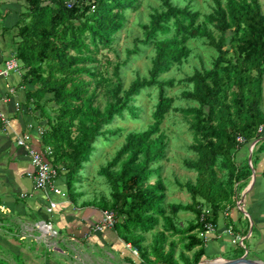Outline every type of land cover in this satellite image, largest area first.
Listing matches in <instances>:
<instances>
[{"label": "trees", "instance_id": "1", "mask_svg": "<svg viewBox=\"0 0 264 264\" xmlns=\"http://www.w3.org/2000/svg\"><path fill=\"white\" fill-rule=\"evenodd\" d=\"M21 1L13 36L20 84L31 86L25 100L44 119L39 138L50 149L44 157L58 169L64 191L75 202L80 194H74V184L96 138L114 135L109 124L123 113L137 119L135 100L156 89L151 123L144 130L126 132L111 159L96 172L109 187L108 198L89 204L113 212L111 230L121 248L128 243L138 252L137 258L129 252L130 264H145L148 257L151 264H176L172 247L163 252V234L142 247L143 234L155 228L158 218L172 228L166 213L193 214L177 233L184 236L185 250H194L192 260L184 262L197 264L204 255L198 236L203 223L214 228L221 213L235 206L252 172L264 186V15L258 0H211L210 11L203 14L187 4L157 0L147 21L138 25L140 37L125 50V59L113 65L110 89L104 88L108 79L99 72L97 54L112 50L126 13L135 11L139 0ZM189 39L204 40L214 57L208 68L178 80L184 86L178 99L189 105L173 107V99L165 95L173 80L160 76L186 60ZM146 48L151 51L146 76L136 75L123 88L120 70ZM100 88L106 97L102 107L95 104ZM170 111L186 120L191 137L185 149L193 158L181 165L194 179L176 182L189 195L188 204L164 205L158 164L165 159L166 140L159 126ZM252 141L248 162L242 150Z\"/></svg>", "mask_w": 264, "mask_h": 264}, {"label": "crops", "instance_id": "2", "mask_svg": "<svg viewBox=\"0 0 264 264\" xmlns=\"http://www.w3.org/2000/svg\"><path fill=\"white\" fill-rule=\"evenodd\" d=\"M21 9V0H0V72L6 61L14 60L17 65L16 70L9 71L17 74L14 84L5 79L9 72L5 76L0 75V113L9 122L6 131L0 130V226H5L14 237L4 242L3 249L17 264H130L126 260L131 257L125 248L128 243H122L124 249L121 248L114 231L90 232V226L100 219L101 210L84 202H73L59 177L55 185L62 195L53 194L48 189H36L26 175L32 168L27 155L15 141L21 135H27L30 147L42 151L44 146L37 129L44 122L39 120L31 102L25 100L24 93L31 86L20 84V65L14 55V24ZM240 200L221 213L212 232L205 233L204 240L201 238L207 254L222 258L218 254L225 252L232 255L222 259H235L240 257V254L236 255L237 245L241 249L245 247L243 253L246 254L247 247L264 252V186L261 179L254 178L243 200ZM49 201L56 205L47 214L45 208ZM238 210L245 214L246 221L239 217ZM23 223H37L36 228L45 223L52 235ZM227 227L231 228L232 236L226 233ZM234 236L241 238V243L232 244ZM29 242H35L37 248ZM2 256L0 253V264H3Z\"/></svg>", "mask_w": 264, "mask_h": 264}, {"label": "rangeland", "instance_id": "3", "mask_svg": "<svg viewBox=\"0 0 264 264\" xmlns=\"http://www.w3.org/2000/svg\"><path fill=\"white\" fill-rule=\"evenodd\" d=\"M258 2L264 15V0H258ZM173 3L178 6H184L187 4L191 6V9L196 10L201 14L208 13L212 7L211 0H173ZM157 5V0H139L135 11H129L126 13V23L124 24V27L116 34V40L112 44V50H103L97 54V58L99 59V72L103 77L108 79L104 87L105 89H110L115 82L111 73L113 65L125 59V50L131 48L133 39L140 37L141 35L138 25L147 21L148 14L151 12V8H155ZM186 46L189 48V55L186 60L180 65L171 67L167 73L160 76V80H173V86L171 88L165 89V95L173 99V107H185L189 105V103L178 99L180 92L184 88L182 84L178 83V80L190 75L195 69L199 70L201 68H208L212 58L214 57V51L206 44L204 40L189 39L186 42ZM150 56L151 51L146 48L142 53L129 59L125 66L120 70V78L123 88H126L136 75L139 77L146 76V71L150 65ZM5 79L9 84L12 85L14 82H17V74L14 72H9ZM97 91L99 95L95 104H99L100 107H102L106 97L102 94V88ZM155 100L156 89H150L141 93L140 97L135 100V106L138 107V118L131 119L129 115L123 113L122 118L116 117L109 124L108 128L113 133H115L114 135H106L105 137L96 138L92 145L93 151L91 152L88 161L82 164L76 178L78 182L74 184V194H80L79 197L76 196L74 198L75 202H84V204L87 205L89 202L98 200L100 197H103L104 199L108 198L109 187L104 182V180L97 175L96 172L111 159L114 152L123 142V137L126 132L144 130L151 123V112ZM261 102V106L264 108V75L262 80ZM39 120L44 122L43 118H39ZM159 128L164 134L166 140L165 159L158 164L160 166L159 176L165 186L164 205L168 203L188 204L189 195L185 189L176 185V182L183 184L186 181L193 182L194 179V173L186 171L181 165L182 160L193 158V154L185 149L186 145H188L191 141L186 120L177 112L170 111L162 119ZM252 142H250L247 147L243 148L242 150V152H245L247 155L248 162L252 149V147L250 148V144ZM244 189L245 187L242 191H240L237 199L238 201L240 199L243 200ZM72 192V189H70L69 193ZM245 208H247L246 205ZM239 209H241V207H239ZM238 214L242 220L246 221V217L243 212L239 211ZM166 215L169 217L172 228L166 226L167 224L165 221L158 218V223L155 228L143 234V241L141 245L142 247L151 245L153 243V238L156 237L158 233H161L164 237V243L162 245L163 252H166L168 247H172L173 258L175 259L174 261L176 264H186L184 262L185 258H187L188 261L192 260V253L194 250H185L184 236H181V234L177 233V230L184 228L186 224L193 219V214L180 211L173 215L168 213H166ZM36 224L37 223H23L22 225L35 229ZM53 229L55 230V228ZM9 237L13 236L11 233L6 231L5 226H0V253L3 255V264H17L18 262L14 260V258L12 259L10 255L3 249L4 242H6ZM29 244L37 248L35 242H29ZM244 244H246V239ZM235 248L237 249L236 255L240 254V257L244 256L249 261L260 262L264 264V252L256 251L253 247H247L246 252L248 253L247 255L245 253V256L242 252V249L238 245ZM147 249L148 250L146 251H149V248ZM108 255L109 254L106 256ZM218 255H220L222 258H226L230 257L232 254H225L224 252ZM204 257L205 258H201L197 264L222 263L221 260H214L219 259V257H213V255H209L205 251ZM147 259L149 261L151 260V257H148ZM106 260H108V257ZM15 261L17 263H15ZM148 261H146L145 264L152 263ZM112 263H114V261H112Z\"/></svg>", "mask_w": 264, "mask_h": 264}, {"label": "built area", "instance_id": "4", "mask_svg": "<svg viewBox=\"0 0 264 264\" xmlns=\"http://www.w3.org/2000/svg\"><path fill=\"white\" fill-rule=\"evenodd\" d=\"M70 6V5H69ZM17 69V65L14 60L6 61L4 64V69L0 72L1 76H5L7 72L14 71ZM9 122L8 119L5 118L0 113V130L6 131L8 128ZM38 134L40 135L41 129H37ZM28 136L27 135H21L18 137L15 141L16 145L23 149L25 154L27 155L29 159V163L31 165V172L27 173L26 175L31 179V182L33 183V186L38 190H44L48 189L53 194L56 195H62L61 191L56 187L55 180L58 178V169L54 166H52L44 157V155L50 154V149L48 147H44L42 151H35L33 150L30 145L27 143ZM61 170V169H60ZM56 203L54 201H49L45 212L47 214L51 213L53 208L55 207ZM207 213V211H205ZM199 220L202 222L204 221V217L201 215ZM114 223V214L112 211L109 210H103L101 211L100 219L93 223L90 226V232H102L104 230H109L112 228ZM44 229L42 228H35L44 232L45 234L52 235V231L49 227V225L43 223ZM203 232H199L198 236L204 240L205 233L212 232L213 226L209 223H203ZM227 234L233 235L231 232V228L227 227L225 230ZM241 243V238H238L234 236L231 240V243L234 244L235 242ZM125 248L128 249V251L133 256H137V250L133 247H131L129 244H125Z\"/></svg>", "mask_w": 264, "mask_h": 264}, {"label": "water", "instance_id": "5", "mask_svg": "<svg viewBox=\"0 0 264 264\" xmlns=\"http://www.w3.org/2000/svg\"><path fill=\"white\" fill-rule=\"evenodd\" d=\"M254 143H255V141H253L250 144V148L253 146ZM254 178L255 177H254L253 172H252L251 176H250V181H249L248 185L245 187L243 195L246 193L247 190H249V188L253 184ZM244 255H245V253H244ZM214 260H221L222 261L221 264H262L260 262L249 261L244 256L243 257L241 256V257H238V258H235V259H222V258H219V259H214Z\"/></svg>", "mask_w": 264, "mask_h": 264}, {"label": "bare ground", "instance_id": "6", "mask_svg": "<svg viewBox=\"0 0 264 264\" xmlns=\"http://www.w3.org/2000/svg\"><path fill=\"white\" fill-rule=\"evenodd\" d=\"M38 227L44 229L43 223L42 224H39ZM137 254H138V252H137Z\"/></svg>", "mask_w": 264, "mask_h": 264}]
</instances>
